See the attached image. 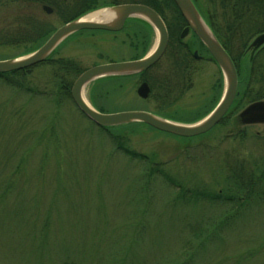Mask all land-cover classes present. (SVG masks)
Listing matches in <instances>:
<instances>
[{
    "label": "rangeland",
    "instance_id": "1",
    "mask_svg": "<svg viewBox=\"0 0 264 264\" xmlns=\"http://www.w3.org/2000/svg\"><path fill=\"white\" fill-rule=\"evenodd\" d=\"M191 1L198 10L210 2ZM28 16L46 20L54 30L62 25L56 13L47 15L35 4L0 0V34L17 30L18 19ZM155 42L152 27L131 18L116 33H74L52 52L51 62L0 79V264H264V125L236 121L247 100L264 93L262 61L256 70L248 54L238 56L228 114L193 138L138 123L106 132L66 97L54 103L62 94L59 79L74 80L54 61L70 60L84 71L137 60ZM28 49L2 45L0 61L33 52ZM176 64L167 54L149 72L156 81H171L175 101L163 114L192 125L214 109L224 77L213 62L199 61L191 64L188 82ZM97 81L84 88L83 98L104 114H154L162 106L153 87L145 100L136 95L137 77ZM119 145L146 161L126 156ZM235 162L258 180L243 207L194 194L234 192L229 167ZM153 164L170 181L149 175Z\"/></svg>",
    "mask_w": 264,
    "mask_h": 264
},
{
    "label": "water",
    "instance_id": "2",
    "mask_svg": "<svg viewBox=\"0 0 264 264\" xmlns=\"http://www.w3.org/2000/svg\"><path fill=\"white\" fill-rule=\"evenodd\" d=\"M172 2L187 24V27L181 32L180 38L185 36L188 29L194 32L197 38L205 46L211 59L215 62L224 77V89L220 100L214 109L197 123L192 125L179 124L148 112H119L104 114L96 111L84 101L83 90L92 81L105 77L140 74L152 67L162 56L167 43V33L164 23L153 9L141 4H123L106 8L118 13L116 20L112 23L83 21L82 18L88 15L86 14L62 25L32 53L21 58L0 61V75L27 70L43 63L66 37L74 33L84 30L112 33L118 32L122 29L127 19L138 18L148 23L155 31L156 42L153 48L142 58L137 60L120 63H107L84 70L74 80L69 91L73 105L85 118L100 128H111L138 123L161 133L179 138H193L203 135L221 121L232 104L236 94V72L231 59L206 27L192 1L172 0ZM42 9L46 13L51 11L45 6ZM262 44H264V33L254 38L249 48L255 49ZM148 94L149 88L146 83L140 84L136 89V95L142 100L146 99ZM236 120L241 126L264 125V101H256L248 104L238 113Z\"/></svg>",
    "mask_w": 264,
    "mask_h": 264
},
{
    "label": "trees",
    "instance_id": "3",
    "mask_svg": "<svg viewBox=\"0 0 264 264\" xmlns=\"http://www.w3.org/2000/svg\"><path fill=\"white\" fill-rule=\"evenodd\" d=\"M24 1L27 4H46L51 7H54V10L57 14V16L60 18L61 24H66L70 21L75 20L77 17L84 15L86 13H89L93 10L108 7L113 4H120L123 2H129V3H136V4H142L145 6L150 7L153 9L163 20L165 24H167L168 21L172 20L176 22L177 26H181L184 24V20L181 17L179 11L177 10L176 6L172 2V0H110L108 1L107 5H100L98 0H87V6L78 14L71 15L67 13L66 5L60 4L56 0H8L10 4H18ZM203 17L205 20V24L210 29L211 33L214 35L215 39L221 44V46L224 48V50L227 52V54L231 53L233 54L231 56L232 61L237 66V61H240V58L238 57L240 55L243 56L245 54V49L247 48V44L249 43L250 39L257 34L264 31V1H258V0H210L209 5L206 9H204ZM230 13L233 14V18L236 19L237 22H242L246 24L243 27L240 28H234L232 29L233 35L237 36L235 39H237V42L232 43L231 37H230V30H228V18ZM31 16L26 17L25 19L19 18V24L17 30H8L5 31L4 35L0 34V46L6 45V46H23L29 48L27 52H32L36 50L38 47H40L47 38L54 32V29H52L49 26V23L45 20H33ZM22 22V24H21ZM21 24V25H20ZM146 26V25H145ZM167 26V25H166ZM168 27V26H167ZM150 31V30H149ZM169 40L171 42L172 37L174 35L173 30L169 29ZM169 42V43H170ZM238 43V44H237ZM234 53L236 54L234 56ZM50 56L46 59L47 62H51ZM186 61V59H185ZM255 61V69L260 66L258 63L260 62V59L258 60V56H251L248 58V62L250 64H253ZM56 64H58L59 69L62 72H65L67 76L73 75L74 80L79 76V74L82 72L80 71L76 64L70 60H62L58 59L54 61ZM186 65L191 64L190 62H185ZM254 70V71H256ZM29 70H22L18 72H12L8 74H2L0 75V79L7 80V77L10 75H18V74H24L28 72ZM191 76L185 77L183 79L187 80L189 82ZM73 80V82H74ZM60 82V90L62 94L57 95L56 99L54 100V103L59 106L60 99L67 98L71 101L69 91L72 86L73 82L67 81L65 79L62 80L59 79ZM98 81L96 80V83ZM99 83V82H98ZM8 85H13L14 83L7 82ZM151 89L153 91V97L157 99L162 106L158 107L156 111H154V114L157 116H160L162 118L170 120L166 115L163 114V109L170 106L175 100L171 98L169 95L171 94V88L168 90L165 87V83L161 82L160 80L152 82L150 85ZM153 87V88H152ZM222 88V85L220 86ZM156 88V89H155ZM161 90L163 91L161 93ZM250 90H246L245 96L249 94ZM150 96V95H149ZM170 97V98H169ZM264 98V93L256 92L254 97H252L250 100H247V102H254L258 101ZM164 106V107H163ZM96 110L100 113L103 112V110L96 108ZM229 112V111H228ZM221 120L224 121L226 115ZM185 122V121H184ZM106 132H109L107 128H101ZM111 137V136H110ZM112 139V137H111ZM122 153H124L126 156L137 159L140 161H146V156L132 152L128 150L127 148L120 146L117 148ZM238 162H235L233 165L229 167L230 170V181L234 183V188L232 191L228 193V195L222 196L220 194L214 195L213 198L209 196H205V194L194 192L195 195L206 198L209 200H221L225 201L226 203H233L237 205L239 208L243 207L246 204V195L248 198H250V194L252 193V188L256 185L255 183L258 181L257 178L253 177L252 174L246 173V171L242 168L241 165L236 166ZM235 165V166H234ZM242 170L240 171V169ZM156 174L158 173L163 179L166 181H170L167 178V175L159 168V164H153L150 169V174ZM233 187V186H232ZM177 189H180L177 185ZM236 191V192H235ZM185 193V192H184ZM191 192H189L190 194ZM239 193H244L245 198H240ZM194 194L192 192L191 197H194ZM238 196V198H237ZM237 198V199H236ZM238 201V202H237ZM238 212V210L235 211V213ZM234 216V215H233Z\"/></svg>",
    "mask_w": 264,
    "mask_h": 264
},
{
    "label": "flooded vegetation",
    "instance_id": "4",
    "mask_svg": "<svg viewBox=\"0 0 264 264\" xmlns=\"http://www.w3.org/2000/svg\"><path fill=\"white\" fill-rule=\"evenodd\" d=\"M56 1L59 2L60 4L66 5L67 13L71 14L72 16L80 13L87 6V0H56ZM23 2L24 1H22V3ZM123 4H136V3L123 2V3H120V4H113V5H110L108 7L119 6V5H123ZM35 5L38 6L40 8V10L42 12H44L45 14H47V15H49L51 13H56L55 10H54V7H51L49 5H46V4H35ZM44 6L48 7L51 11L49 13H46L42 9ZM204 11H205L204 9H202V10L201 9L200 10L197 9V12H198L200 18L205 23V20H204V17H203ZM81 16L77 17L76 19L80 18ZM245 25L246 24H244L242 22H237L236 19L233 18V14L230 13L229 18H228V30L231 31L230 32V37H231L230 39H231L232 43L237 42V39H235L237 34L233 35L232 29L237 28V27L240 28V27H243ZM164 26H165L166 33H167V43H166V47L164 49V52H163L162 56L160 57V59L152 67H150L146 71H144V72H142L140 74H137V75H133L134 77H137L139 79V85L142 84V83H146L147 84V86L149 88V94L151 92V88H150L151 87L150 86L151 83L156 81V78L153 77L150 74L149 71L151 69H153L157 65V63L163 57H165L167 54H169V57L171 59L173 58V60L176 61V63H177L176 66L178 67V70L181 71V74H182L183 78H184V76L188 77V76H190L192 74L193 70H192V65L191 64L194 63V62L203 61V62H207V63H210V62L212 63L213 62L215 64V62L211 59V56L209 55V53H208L207 49L205 48V46L201 43V41L197 38V36L194 34V32H192L190 29H188V31L185 33V36L183 38H180L181 32L187 27V24H186L185 20H184V24H182L180 27L177 26L176 22H174L172 20L168 21L167 24L164 23ZM206 27H207V25H206ZM169 29L170 30L172 29L173 32H174V35L172 37L171 42L169 40V31H168ZM90 32H97V31H90ZM262 33H264V31L259 33V34H257L256 36H254V37H252L250 39L249 43L246 46L247 48L245 49V55L248 54L249 57L257 55L258 56V60L260 59V61H262L261 63L264 66V44H262L261 46H259L258 48H255V49L254 48H249V46L252 43V41L254 40V38H256L258 35H260ZM187 37H189L187 42H184V39H186ZM220 46H221V44H220ZM226 54H227V52H226ZM227 55L229 56V58L232 61L231 56L233 54L231 53V51H230V54L228 53ZM185 59H186V61H185ZM185 62H190L191 64H189V65L187 64L186 65ZM232 63L234 65L235 72H236V77H237V73H238L239 69L234 64L233 61H232ZM165 87L168 90H170V88L172 89L171 81H167V82L165 81ZM259 101H264V98L259 100Z\"/></svg>",
    "mask_w": 264,
    "mask_h": 264
},
{
    "label": "bare ground",
    "instance_id": "5",
    "mask_svg": "<svg viewBox=\"0 0 264 264\" xmlns=\"http://www.w3.org/2000/svg\"><path fill=\"white\" fill-rule=\"evenodd\" d=\"M118 13L113 10L105 9L88 14L83 21L98 22V23H112L116 20ZM86 102V100L84 99ZM87 103V102H86Z\"/></svg>",
    "mask_w": 264,
    "mask_h": 264
}]
</instances>
